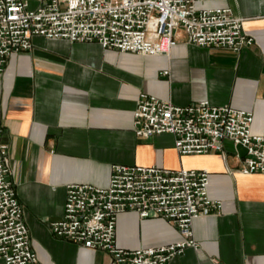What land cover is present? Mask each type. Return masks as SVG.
<instances>
[{
	"label": "crops",
	"instance_id": "1",
	"mask_svg": "<svg viewBox=\"0 0 264 264\" xmlns=\"http://www.w3.org/2000/svg\"><path fill=\"white\" fill-rule=\"evenodd\" d=\"M197 6L231 9L254 45L209 49L178 30L169 55L149 56L36 36L31 51L9 58L0 74V128L38 264H115L105 251L57 238L51 223L64 214L69 185L107 187L117 165L210 173L209 196L222 201V213L196 219L199 249L169 264H264V174L241 173L230 141L223 153L181 156L173 135L135 133L134 112L147 94L180 107L209 101L250 111L253 134L264 136V0ZM116 236L131 251L181 240L174 225L135 212L118 216Z\"/></svg>",
	"mask_w": 264,
	"mask_h": 264
},
{
	"label": "built area",
	"instance_id": "2",
	"mask_svg": "<svg viewBox=\"0 0 264 264\" xmlns=\"http://www.w3.org/2000/svg\"><path fill=\"white\" fill-rule=\"evenodd\" d=\"M204 0H0V74L9 58L33 49L36 36L71 43H98L123 53L169 55L176 32L190 44L234 53L254 45L244 20L231 9H199ZM168 74L167 71L164 72ZM250 111L214 106L209 101L180 107L141 94L134 112L136 136L175 137L181 156L223 153L224 143L242 145L247 155L240 172L264 174V136L252 132ZM0 128V260L38 264L29 229L10 174L8 146ZM206 170H167L117 165L107 187L72 184L61 219L51 223L57 238L107 252L115 264H169L187 249H199L194 221L220 215L223 203L209 196ZM135 212L174 225L181 240L165 246L127 250L117 245L118 216Z\"/></svg>",
	"mask_w": 264,
	"mask_h": 264
},
{
	"label": "water",
	"instance_id": "3",
	"mask_svg": "<svg viewBox=\"0 0 264 264\" xmlns=\"http://www.w3.org/2000/svg\"><path fill=\"white\" fill-rule=\"evenodd\" d=\"M237 150H238V152H239V155H240V157L241 158H243V157H245L246 155H247V149L246 148H244L242 145H238L237 146Z\"/></svg>",
	"mask_w": 264,
	"mask_h": 264
},
{
	"label": "rangeland",
	"instance_id": "4",
	"mask_svg": "<svg viewBox=\"0 0 264 264\" xmlns=\"http://www.w3.org/2000/svg\"><path fill=\"white\" fill-rule=\"evenodd\" d=\"M32 5H34V0H31Z\"/></svg>",
	"mask_w": 264,
	"mask_h": 264
}]
</instances>
